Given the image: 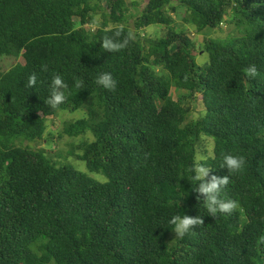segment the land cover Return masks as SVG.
I'll list each match as a JSON object with an SVG mask.
<instances>
[{
  "label": "trees",
  "instance_id": "trees-1",
  "mask_svg": "<svg viewBox=\"0 0 264 264\" xmlns=\"http://www.w3.org/2000/svg\"><path fill=\"white\" fill-rule=\"evenodd\" d=\"M127 7L0 0V57L20 60L0 70V264H264V0H147L134 29ZM222 24L239 34L203 36L200 46L190 36L191 27L201 34ZM151 25L166 27L165 36H143ZM117 30L135 40L103 50ZM197 51L208 54L205 65ZM252 64L258 76L249 81ZM105 71L115 90L95 83ZM57 74L68 89L54 109L44 100ZM173 88L199 94L205 115L191 119ZM62 112L82 115L59 137L91 139L65 154L32 145L52 139L48 120ZM200 153L206 179L229 177L221 198L236 201L230 214L206 213L192 188ZM226 154L246 158L242 172L221 166ZM69 157L88 172L62 161ZM185 213L203 223L180 238L168 220Z\"/></svg>",
  "mask_w": 264,
  "mask_h": 264
},
{
  "label": "clouds",
  "instance_id": "clouds-1",
  "mask_svg": "<svg viewBox=\"0 0 264 264\" xmlns=\"http://www.w3.org/2000/svg\"><path fill=\"white\" fill-rule=\"evenodd\" d=\"M121 30H117L112 37L102 39L101 48L103 50H111L118 52L129 45L131 41L135 40V36L129 32L121 40ZM46 70V69H45ZM244 73L249 81L256 80L258 76V67L255 64L249 65L244 68ZM95 83L105 90H115L117 87V81L113 78L110 72H101L97 75ZM37 84V75L32 73L27 80V87L33 88ZM76 88H82V82L76 83ZM50 96L44 100V103L51 108H58L67 98L68 85L60 75H54L50 85ZM246 165V158L243 155L226 154L223 157V163L221 166H225L229 169V173L238 174L243 171ZM211 170L206 163L200 158L193 161V165L190 169L192 172V181L196 184L192 187L196 192L203 197V204L206 207V213L216 216L220 214H230L236 207V201L225 200L221 198L226 185L229 183V177H217L213 175L210 180L206 179L208 173ZM183 177V176H181ZM180 177V178H181ZM184 188V187H183ZM200 199V196L197 197ZM203 223L202 218L198 216H190L188 214L173 215L169 218L168 224L175 232V236L183 238L189 231L193 230L195 226Z\"/></svg>",
  "mask_w": 264,
  "mask_h": 264
},
{
  "label": "rangeland",
  "instance_id": "rangeland-1",
  "mask_svg": "<svg viewBox=\"0 0 264 264\" xmlns=\"http://www.w3.org/2000/svg\"><path fill=\"white\" fill-rule=\"evenodd\" d=\"M136 2V6H134V3ZM128 4V12L126 13V16L128 18V23L132 29H134V21H135V15L138 11H141L147 4V0H127ZM182 11V10H181ZM226 14V18H228ZM98 18L100 15H96ZM135 16V17H134ZM173 17L179 21L180 18L176 15H173ZM206 29L203 33L201 34H194L193 29L191 27L190 29V36L192 38L197 37L198 38V46H200V42L203 40V36H208L210 38H215V37H225L226 34L232 33V34H239L238 31L234 29V26L232 25H226L222 24L221 28L217 29ZM167 32V28L161 25H151L145 29L141 30V34L145 37H151V38H158V37H163L165 36ZM196 35V36H195ZM196 61L200 65H205L208 62V54L203 52V51H197L195 54ZM19 58H9L6 56L0 57V70H7L9 69L12 65L17 63ZM172 95L175 100L180 102L182 106L190 108V118L191 119H197L205 115L206 110L205 106L203 103L198 99L199 94L196 97H191L189 91L183 90V89H178V88H173L172 89ZM82 114L80 112L76 113H59L55 117L49 118L48 122L50 124V127L48 128V132L50 135L53 137L50 140V138L45 137V139L40 140L39 142H32V145L36 147H43V148H48L49 143L53 144V151L55 150L56 153H62L65 154L68 151L72 149L73 145H76L80 143L83 139H91V135H85L84 137L80 138H71L68 136H63L59 137L58 133L62 130L63 124L65 121L72 120L73 118H78ZM203 148H207L208 155H211L213 153V142L212 140L208 137L203 141ZM49 149V148H48ZM205 157L200 153L198 155V158H203ZM62 161H65L68 164L73 165L77 169L81 171L88 172V169L86 167V164L84 161L78 160L75 157H69L67 159H63ZM94 177H97L100 181H106V177L102 174H91Z\"/></svg>",
  "mask_w": 264,
  "mask_h": 264
}]
</instances>
